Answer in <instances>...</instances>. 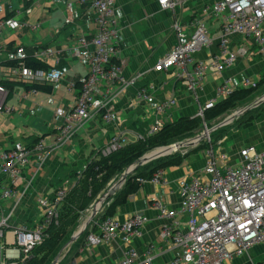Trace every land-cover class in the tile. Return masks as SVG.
Instances as JSON below:
<instances>
[{
	"label": "crops",
	"instance_id": "0c3cea01",
	"mask_svg": "<svg viewBox=\"0 0 264 264\" xmlns=\"http://www.w3.org/2000/svg\"><path fill=\"white\" fill-rule=\"evenodd\" d=\"M80 1L0 0V20L12 16V11L18 9L22 11L18 20L25 24L16 30L4 29L0 34V70L14 58L17 47L24 48L28 55L36 49L51 47L58 54V63L55 65L49 59L43 64L49 68L57 67L64 74L63 79L49 90L41 88L33 94L17 86L10 96L7 94L5 104L14 107L15 111L10 115L0 113L1 148H9L17 141L31 146L35 139L50 146L62 122L55 116V111L62 109L68 112L73 106L78 86L89 71L88 61L93 51L91 39L95 33L94 13L88 4ZM210 2L187 0L174 10H161L157 0H114V15L119 31L113 62L121 66L124 80L136 79L125 88H120L119 82L110 87L96 86L95 97L105 102L111 121L105 123L100 115L93 114L68 142L58 149L47 151V157L39 169H36L33 157L15 186L16 197L0 200V213L7 217L9 225L5 238L0 241V260H3L6 251L17 253L12 229L22 224L32 227L40 220L42 211L36 200L41 196L51 198L58 188H72L83 166L96 157L113 134H124L128 143H134L138 137L145 136L156 122L173 123L180 117H197L199 108L215 99V89L223 79H229L235 90H239L244 88L245 82L257 83L264 78V58L252 40L242 39L238 35L228 38L230 52L237 54L234 65L220 76L208 72L194 93L189 92L185 81L178 78L179 68L172 67L167 71L155 68L156 61L164 57L176 42L173 23L178 22L184 33L190 35L194 17L199 16L202 7ZM68 19L70 22L65 23ZM203 22L210 34L211 44L196 53L197 61H207L218 54V22L211 18H205ZM35 26L37 28H33ZM81 37L86 41L84 48L79 42ZM187 71L191 73L192 68ZM141 87L148 88L158 101L175 99V106L166 116L156 117L151 107L136 101V92ZM70 88L72 91H69ZM263 94L264 85L257 90V98ZM247 145L264 149L263 112L258 119L232 129L213 148L215 151H226L229 154L227 164L234 166L238 163V150ZM194 147L192 145L184 151L188 152L180 166L162 171L163 184L144 182L126 198L125 203L116 206L113 216L119 222L135 213L148 218L142 238L133 240L132 246L141 255L146 246L154 245V264H167L180 254L170 240L160 237L166 221L158 218L154 203L161 202L169 209H177L178 180L202 175L206 162L205 150L192 151ZM7 183V178L0 175V191ZM89 214L90 211L87 217ZM69 248L70 254L64 264H121L123 245L119 239L89 247L76 238L64 250L63 257ZM231 264H264V247L254 246L247 253L234 257Z\"/></svg>",
	"mask_w": 264,
	"mask_h": 264
},
{
	"label": "built area",
	"instance_id": "2783aa9c",
	"mask_svg": "<svg viewBox=\"0 0 264 264\" xmlns=\"http://www.w3.org/2000/svg\"><path fill=\"white\" fill-rule=\"evenodd\" d=\"M186 1L157 0V4L161 10H174ZM80 2L88 4L94 13L95 33L91 39L93 51L88 61L89 71L81 83L71 109L68 112L62 109L55 111V116L62 122L50 146L44 145L42 141L33 146L17 141L9 148L0 147V175L8 181L0 191L2 201L16 197L15 186L33 157L36 169H39L47 157V151L58 149L68 142L93 114L100 115L105 123L111 121L105 102L95 97L96 86L110 87L119 82L120 88H125L136 79L135 77L129 81L124 80L121 76V66L113 62L117 53L119 31L114 15V0ZM67 10H70V4L67 5ZM11 14L13 15L0 20V34L4 29L16 30L25 26L18 20L22 14L21 10H13ZM205 18L218 22V54L207 61H197L196 53L211 44L210 34L203 22ZM69 22L68 19L65 23ZM193 23L190 35L184 33L178 22L173 23L176 42L155 64L158 71L179 68L178 78L185 81L186 88L191 93L201 86L208 72L220 76L224 70L234 65L237 54L230 52L228 48V38L231 35L252 40L260 56L264 58V0H211L202 7L200 15L194 17ZM79 42L81 47H86L83 37ZM14 54L12 60L15 65L5 66L0 70V80L53 86L63 79L64 74L57 67L43 70L26 66L24 60L27 55L24 48L17 47ZM32 56L43 63L49 59L53 60L55 65L58 63V54L51 47L36 49ZM188 68H192L191 73L187 71ZM255 86L254 82L244 84V88ZM69 91H72V88ZM234 91L235 88L229 79H223L215 89V99L200 107L197 116L203 118L205 110L226 99ZM30 93L35 94L36 91L30 90ZM7 94L8 91L0 85V113L10 115L15 108L5 104ZM135 99L138 103L151 107L156 117L166 116L176 104L173 98L156 100L152 92L144 87L137 90ZM161 127L162 124L156 122L145 136L138 137L137 140L156 134ZM206 140L210 143L209 138ZM126 144L128 142L124 134L115 133L98 154L108 157ZM204 156L206 162L202 175L178 180L177 209H169L161 202L154 203L158 218L166 221L161 228L160 237L170 240L180 252L167 264H231L234 257L247 253L254 246L264 247V149L253 145L240 148L237 152L238 163L234 166L227 164L229 154L226 151H215L213 145L205 149ZM85 169L86 165L82 171ZM162 174V171H158L149 179H139L138 183L163 184ZM68 192L69 188L61 187L53 192L51 198L41 196L36 200L42 211L40 220L32 227L22 224L12 229L17 253L6 251L0 264H24L29 259L33 248L47 238L49 227L57 224V208ZM147 222L148 218L139 213L132 214L123 222H119L114 216L106 217L100 222H93L97 232L89 233L85 243L89 247H96L119 239L123 245L121 264H154V245L146 246L141 255L132 246L133 240L142 238ZM8 227L7 217L0 213V241L5 238Z\"/></svg>",
	"mask_w": 264,
	"mask_h": 264
},
{
	"label": "trees",
	"instance_id": "16d2710c",
	"mask_svg": "<svg viewBox=\"0 0 264 264\" xmlns=\"http://www.w3.org/2000/svg\"><path fill=\"white\" fill-rule=\"evenodd\" d=\"M8 17L9 16L6 18ZM26 55L27 57L24 60L26 66L33 69H50L43 64V62L34 59L32 54ZM14 65L15 61L11 60L6 62L5 66ZM0 85L8 91V96L12 94L13 89L17 86L24 87L25 90L35 91L41 88L49 90V88L52 87L51 85L45 84L26 85L19 82H9L5 80H0ZM263 85L264 78L256 83L255 88H242L235 90L229 97L218 101L212 108L205 110L203 112V118L199 116L194 118L180 117L173 123L162 124V127L156 134L139 139L134 143H128L108 157H102L99 156V154H96V157L86 164V169L80 171L77 183L69 189L68 194L58 206L57 224H52L49 227L47 230V238L40 245L33 248L30 252L29 259L24 264H51L59 251L69 242L71 236L76 231L82 215L86 216L92 207L95 206L101 198H104L109 190L108 185L115 176L118 174L122 175L130 166L136 164L142 156L153 150L171 146L173 143L174 145L175 143H185L188 141H179L190 137H197L202 124L207 126L210 123L216 122L218 119L234 110L237 106L252 99V97L256 96L257 90ZM80 86L81 84L78 88H80ZM263 109L264 102L263 104L243 113L229 126V132L232 129H238L243 125L258 119L261 116ZM214 127L210 129H213ZM226 131V126L212 130L209 134L210 143L206 140L202 141L201 139L192 151L201 149L205 150L210 145H214L223 137L228 136L229 132ZM38 141V139L33 140L31 146ZM158 152H160V150L154 152L153 155ZM187 152H172L170 155L159 157L135 168L126 177L122 186L113 195L104 200L99 212L78 237V240L85 242L89 233H96L97 227L93 222H100L106 217L113 216L116 206L125 203L126 198L137 191L140 185L138 183L139 179H149L158 171H164L171 167L180 166L186 158ZM70 250L71 249L69 248L67 254L61 258L58 264H64L68 260Z\"/></svg>",
	"mask_w": 264,
	"mask_h": 264
},
{
	"label": "water",
	"instance_id": "95a60500",
	"mask_svg": "<svg viewBox=\"0 0 264 264\" xmlns=\"http://www.w3.org/2000/svg\"><path fill=\"white\" fill-rule=\"evenodd\" d=\"M264 102V94L263 96H261L260 98H257L255 102H253L252 104L248 105L247 107L241 109L240 111L238 110V112L233 115L232 117H228L226 118L223 122H221L220 124H218L217 126H215L213 129L207 130L209 133L216 129V128H220L222 126L228 125L230 122H232L234 120V118H236L239 115H242L243 113H245L246 111L259 106L260 104H262ZM206 131V132H207ZM204 133L199 135L198 138L196 139V142H199L201 139H203ZM195 142L194 140L189 141L188 143L185 142V144L183 143H179L177 148H181L184 145H189L192 146L194 145ZM170 146L166 147L169 148ZM165 148V147H163ZM171 153V152H170ZM170 153H165V154H149V155H144L142 156L137 162L136 164L130 166L119 178L118 181H116L113 185L110 186L109 190L107 191V193L105 194L104 198H102L101 200H99L98 205H95L92 207V209L90 210V214L89 216L85 219V221L83 222V224L78 227V229L76 230V232L71 236L69 242L63 246V248L59 251V253L56 255V257L54 258L53 262L51 264H58V262L61 260V258L63 256L62 253L64 252L65 249H67L69 247V245L76 240V238H78L82 232L86 229V227L88 226V224L92 221V219L96 216L97 211L100 209V207L102 206L103 202L105 199L109 198L111 195H113L124 183L126 177L138 166L144 165L154 159H157L159 157H163V156H167Z\"/></svg>",
	"mask_w": 264,
	"mask_h": 264
},
{
	"label": "rangeland",
	"instance_id": "374dc122",
	"mask_svg": "<svg viewBox=\"0 0 264 264\" xmlns=\"http://www.w3.org/2000/svg\"><path fill=\"white\" fill-rule=\"evenodd\" d=\"M255 96V95H254ZM256 99H257V95L255 96V97H252V99H250V100H248L247 102H245L244 104H241V105H239V106H237L234 110H232V111H230L228 114H226V115H224L222 118H220V119H218L216 122H213V123H210L209 125H205V124H202V126L200 127L201 129H200V132H199V134L198 135H201V134H205L204 136H203V139H202V141L204 140H206L207 138H209V132L207 131V132H205V129H207V130H210V128H212V127H214V126H217L218 124H220L221 122H223L226 118H228V117H231L232 116V114L233 113H235L236 114V112H238V110H241V109H243V108H245V107H247L248 105H250V104H252L253 102H255L256 101ZM263 104V103H262ZM255 108V107H254ZM235 114H233V115H235ZM239 116H241V115H239ZM239 116H237L236 118H234V120L235 119H237ZM233 120V121H234ZM232 121V122H233ZM232 122L230 123V124H228V125H225L226 126V129H227V131L226 132H229V130H228V128H230L229 126L232 124ZM205 125V126H204ZM224 126V127H225ZM223 127V126H222ZM197 135V136H198ZM196 138V136L195 137H190V138H186V139H184V140H182V141H179V142H185V141H190V139L191 140H193V139H195ZM207 141V140H206ZM187 142V143H188ZM174 144V143H173ZM176 144V143H175ZM216 144V143H215ZM194 145H196V144H194ZM193 145V146H194ZM190 146L189 145H184L183 147H181V148H178V150H175V151H173V153L174 152H182V153H185L184 151H186L188 148H189ZM156 151H158V150H156ZM156 151H154V152H156ZM153 152V153H154ZM152 153V154H153ZM170 154H172V152L170 153ZM169 154V155H170ZM120 175L121 174H118L117 176H115L111 181H110V183H109V185H108V187L110 188V186L111 185H113L116 181H118L119 180V178H120ZM101 208V207H100ZM84 215H82V217H83ZM81 217V221L79 220V223H78V226H77V228L81 225V223H83L84 221H85V219L87 218V215L86 216H84L83 218ZM77 230V229H76ZM63 254H64V252L62 253V255L61 256H63Z\"/></svg>",
	"mask_w": 264,
	"mask_h": 264
},
{
	"label": "bare ground",
	"instance_id": "6f19581e",
	"mask_svg": "<svg viewBox=\"0 0 264 264\" xmlns=\"http://www.w3.org/2000/svg\"><path fill=\"white\" fill-rule=\"evenodd\" d=\"M240 111V110H239ZM237 113V112H236ZM233 114H235V113H233ZM233 114H232V116H233ZM231 116V117H232ZM205 135V134H204ZM198 138V136L195 138V139H193L194 140V142H196V139ZM191 141V140H190ZM183 144H185V143H183ZM177 146H178V144H173V145H171L169 148H158V149H156V150H161L160 152H158V153H156V154H165V153H170V152H173V151H175V150H178V148H177ZM156 150H153V151H151V152H149L148 154H146V155H151L154 151H156ZM155 155V154H154ZM102 199V198H101ZM100 199V200H101ZM96 205H98V202H97V204ZM83 223H81V225H82ZM80 225V226H81ZM79 226V227H80Z\"/></svg>",
	"mask_w": 264,
	"mask_h": 264
}]
</instances>
